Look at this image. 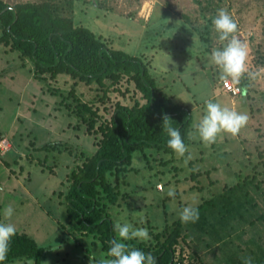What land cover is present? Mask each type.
<instances>
[{
  "label": "rangeland",
  "instance_id": "obj_1",
  "mask_svg": "<svg viewBox=\"0 0 264 264\" xmlns=\"http://www.w3.org/2000/svg\"><path fill=\"white\" fill-rule=\"evenodd\" d=\"M2 1L9 6H45L54 17L72 18L88 27L112 48L142 57L160 89L191 110L185 156L161 152L157 158L168 162L160 165L161 160H152L149 169L134 152L132 163L138 171L128 174L126 185L121 182L124 197L112 210V219L148 232L163 228L194 199L196 207L223 191L225 184L239 180L230 202L232 216L223 222L215 210L209 217L214 228L223 232L222 239L195 223H182L174 261L244 264V258L251 257L254 263L264 252V73L256 79L246 73L235 86L239 91L232 94L209 57L214 48L223 46L212 19L225 8L238 25L235 35L248 45L249 71L264 68V0ZM71 84L67 75L36 80L28 60L22 66L16 54L0 48V222H8L3 213L11 206L10 222L16 231L45 248L40 264H100L110 259L92 236L69 230L64 199L69 176L95 152L100 138L96 127L101 122L88 132L81 119L69 113L65 103L74 105L68 96ZM76 91L82 101L95 94L83 85ZM130 96L112 92L99 114L108 119L115 103L130 104ZM209 100L246 113L249 119L237 136L223 134L206 146L196 134V125ZM47 142L58 145L42 150ZM195 173L199 174L192 178ZM170 188L174 197L167 195ZM11 264H29V260Z\"/></svg>",
  "mask_w": 264,
  "mask_h": 264
},
{
  "label": "trees",
  "instance_id": "obj_2",
  "mask_svg": "<svg viewBox=\"0 0 264 264\" xmlns=\"http://www.w3.org/2000/svg\"><path fill=\"white\" fill-rule=\"evenodd\" d=\"M0 48L16 54L22 66L28 60L36 80L69 76L72 84L68 96L74 103H65L69 113L80 118L88 132L101 121L96 127L100 134L95 142L97 148L80 167L71 170V183L64 199L69 230L92 236L107 255L111 242L118 238L114 231L118 222L112 219L111 212L124 197L125 191L120 190V184L126 185L128 174L138 171L132 163L134 152L139 153L149 169L152 160H161L157 163L160 165L167 163L168 160L157 158L161 152H173L167 146L169 137L162 126L163 118L167 116L171 126L179 129L186 145L190 142L192 129L191 110L174 103L160 89L149 72L148 62L142 57L112 48L107 40L88 27L75 24L72 18L54 17L45 6H9L0 0ZM79 85L93 89L95 94L82 101L76 93ZM112 92L122 96L131 93L132 102H116L112 114L106 119L99 114V107L110 101ZM56 145L57 142H47L41 149L54 150ZM241 180L247 182L246 177ZM236 182L225 184L223 191L212 194L196 206L199 210V220L195 222L198 229L222 239L223 232L214 228L209 217L215 210L223 222L227 216H232L230 202L235 188L240 186L239 180ZM149 235L150 240L127 243L154 256L157 264H178L174 261V253L182 236L180 219L164 224L163 228L149 229ZM44 250L32 237L16 231L7 258L0 264L17 260L40 264ZM253 264H264V252Z\"/></svg>",
  "mask_w": 264,
  "mask_h": 264
},
{
  "label": "clouds",
  "instance_id": "obj_3",
  "mask_svg": "<svg viewBox=\"0 0 264 264\" xmlns=\"http://www.w3.org/2000/svg\"><path fill=\"white\" fill-rule=\"evenodd\" d=\"M212 25L218 34V42L222 48H214L210 53V62L220 70L219 79L226 86L235 87L239 85L242 77L247 73L250 79H256L264 73V68L258 72H250L247 61L249 57V48L247 43L237 38L235 33L238 31V25L233 20L227 9L221 8L212 19ZM193 39H198L194 38ZM226 42V43H225ZM239 91V89H236ZM246 113H239L228 106H222L219 102L211 100L205 102V114L196 125V134L200 140L210 146L217 141V138H223V134L235 137L248 122ZM163 128L169 137L167 146L179 157H184L188 151L180 131L171 126V120L165 116L163 118ZM193 134H190L192 136ZM190 158V157H189ZM169 197L175 196V190L170 188L167 192ZM195 196V194H194ZM193 204L185 206L179 213V219L182 223H195L199 220V210ZM14 209L7 206L4 209V219L7 223L0 222V262L7 258L10 248V241L16 234V226L11 223ZM114 231L117 233V239L111 242L107 256L110 259H104L100 264H157L156 258L151 254H145L137 248H132L127 243L132 240L147 241L151 237L148 229L134 228L129 223H116ZM29 264H32L29 261ZM244 264H253L251 257L244 258Z\"/></svg>",
  "mask_w": 264,
  "mask_h": 264
},
{
  "label": "built area",
  "instance_id": "obj_4",
  "mask_svg": "<svg viewBox=\"0 0 264 264\" xmlns=\"http://www.w3.org/2000/svg\"><path fill=\"white\" fill-rule=\"evenodd\" d=\"M224 87L226 88L227 91H231L232 94H235L237 92V90L235 89V87H232V86H226L225 83H224Z\"/></svg>",
  "mask_w": 264,
  "mask_h": 264
}]
</instances>
